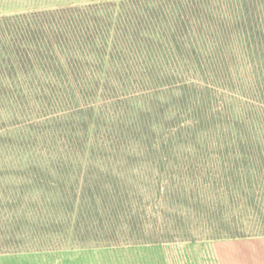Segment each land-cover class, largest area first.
<instances>
[{
    "label": "trees",
    "instance_id": "1",
    "mask_svg": "<svg viewBox=\"0 0 264 264\" xmlns=\"http://www.w3.org/2000/svg\"><path fill=\"white\" fill-rule=\"evenodd\" d=\"M172 1L203 83L0 133V254L244 235L225 200L262 101L264 0ZM238 65L256 92L236 115Z\"/></svg>",
    "mask_w": 264,
    "mask_h": 264
},
{
    "label": "rangeland",
    "instance_id": "2",
    "mask_svg": "<svg viewBox=\"0 0 264 264\" xmlns=\"http://www.w3.org/2000/svg\"><path fill=\"white\" fill-rule=\"evenodd\" d=\"M176 12L172 0H0V133L203 83ZM242 68H235L236 115L242 101L254 103L244 91L256 92ZM259 93V112L245 106L246 146L232 153L243 161L241 175L225 200L227 223L241 210L243 236L5 253L0 264H264V77ZM253 189L256 208L246 212Z\"/></svg>",
    "mask_w": 264,
    "mask_h": 264
},
{
    "label": "crops",
    "instance_id": "3",
    "mask_svg": "<svg viewBox=\"0 0 264 264\" xmlns=\"http://www.w3.org/2000/svg\"><path fill=\"white\" fill-rule=\"evenodd\" d=\"M240 236H242V235H240ZM230 237H231V236H230ZM234 237H239V236H234ZM220 238H224V237H220ZM225 238H228V237H225ZM225 238H224V240H227V239H225ZM210 239H211V238H210ZM213 239H215V238H213ZM254 241H255V240H254ZM256 241H258L259 243H260V242H261V243L263 242V240H259V239H257Z\"/></svg>",
    "mask_w": 264,
    "mask_h": 264
}]
</instances>
